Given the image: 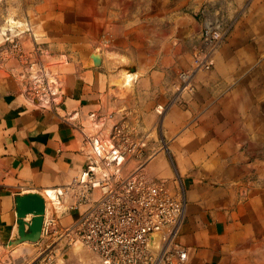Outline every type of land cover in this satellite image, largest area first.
Returning <instances> with one entry per match:
<instances>
[{"label": "crops", "instance_id": "1", "mask_svg": "<svg viewBox=\"0 0 264 264\" xmlns=\"http://www.w3.org/2000/svg\"><path fill=\"white\" fill-rule=\"evenodd\" d=\"M39 6L51 13L40 31L12 17L26 24L25 33L55 43L63 83L54 103L44 107L15 75L0 69V254L16 231L15 195L28 191L46 195L47 218L55 220L54 234L37 249L47 241L59 250L68 246L79 214L58 189L87 164L79 129L91 113H113L125 129L141 134L201 129L199 149L197 143L188 150L180 141L171 143L176 170L166 153L143 169L155 180L173 181L175 171L184 177L179 241L189 250L187 264H225L240 259L242 243L261 245L264 209L247 206L251 217L243 216L235 197L236 183L255 178L242 153L264 151V0H40ZM204 11L231 30L214 68L196 75L191 92L181 91L179 72L191 66L201 46L195 16ZM185 12L195 23L187 18V28L177 31V17ZM109 22L113 41L106 45L103 27ZM246 192L264 198L262 186ZM58 198L61 210L54 206Z\"/></svg>", "mask_w": 264, "mask_h": 264}, {"label": "built area", "instance_id": "2", "mask_svg": "<svg viewBox=\"0 0 264 264\" xmlns=\"http://www.w3.org/2000/svg\"><path fill=\"white\" fill-rule=\"evenodd\" d=\"M227 32L220 19L203 12L201 46L188 70L179 74V90H193L196 75L212 70ZM30 67L34 71L22 77L28 80L25 92L44 107L51 105L62 80L53 74L51 81L43 64ZM79 130L87 164L70 184L58 189V197L79 214L77 227L67 234L69 248L72 241H79L101 264H187L189 250L179 241L186 212L184 185L180 179L171 183L145 173L152 157L149 134L114 123L113 113H91ZM54 223L46 215L42 239L54 234ZM156 233H162L158 251L150 246ZM52 247L55 243H47L30 264H65L50 252Z\"/></svg>", "mask_w": 264, "mask_h": 264}, {"label": "rangeland", "instance_id": "3", "mask_svg": "<svg viewBox=\"0 0 264 264\" xmlns=\"http://www.w3.org/2000/svg\"><path fill=\"white\" fill-rule=\"evenodd\" d=\"M40 0H31V5H26V0H0V31L4 26L8 24V20L10 17L18 18L22 21H26L29 23L32 28L37 29L38 31L41 30V24H46L47 21L51 17V13L43 14L41 11V7L39 6ZM188 14H192L190 12H185L177 17V21L175 23V28L177 31L183 30L187 28L186 21L187 18H190ZM193 15V14H192ZM200 19L195 16V18L201 24V37H202V29H203V13L200 15ZM185 19V20H182ZM191 20V19H190ZM192 21V20H191ZM104 33L102 36V43L106 42V45H110L113 41V35L111 34V22L104 23ZM228 32L224 39H227L229 32L231 30L230 26H227ZM1 36H4L0 33V69L9 70L10 73L15 75L20 81L21 86L25 88V85H28V80H23L22 77L25 76L26 72H30V70L34 71V68L30 66L33 63H37L38 66L43 64L45 66L46 73L50 77V80H54L53 74H56L63 83L62 74L57 67L60 65V61L56 60L54 49V44L43 43L45 38H41V40L34 39L29 33H23L21 35L13 34L11 31L7 32V35L4 36V39H1ZM223 41V42H224ZM37 42V43H36ZM222 42V43H223ZM221 43V45H222ZM101 44V43H100ZM220 45V46H221ZM218 47V49L220 48ZM218 51V50H217ZM217 55V52H216ZM215 55V57H216ZM118 67V66H117ZM214 68V67H213ZM44 70V69H43ZM117 75L120 74V69H114ZM188 70V69H186ZM183 70V71H186ZM183 71H180L179 74ZM37 71L34 72V77ZM203 73V72H201ZM184 91V90H183ZM187 92H191L187 90ZM114 123H119L114 120ZM120 124V123H119ZM138 130V129H136ZM146 134H149V155L157 156L160 153H166L169 162L174 170L176 167L174 165L173 157L171 155V143H175L180 141L184 144L185 149L188 150L190 145L193 143L198 144V149L201 147V129H176L174 135L171 136H163L158 134V129H146ZM168 137V138H167ZM181 138V140H179ZM154 142L153 145L151 142ZM173 147V146H172ZM240 149H244V145L240 146ZM244 159V160H243ZM242 161L246 164L250 163V169L255 172V178L251 182H238L236 183V188L238 189L237 196L235 197L236 201L240 204L241 212L243 216L251 217L249 215L247 206L255 208L264 209V198H254L250 196H246L244 192H246L250 187L255 185L264 187V151L258 150L256 154L253 153L243 155L242 153ZM176 175L172 176L173 181L180 179L183 183V176H180L177 171H175ZM184 192L186 193L185 187ZM242 192V195H241ZM244 193V194H243ZM247 193V192H246ZM186 196V194H185ZM59 198L56 199L54 202H58ZM51 208H54L51 205ZM245 208V209H244ZM259 211V209H258ZM264 211V210H263ZM264 214V213H263ZM258 217L257 211L255 210L254 216ZM257 243L261 245L258 246H247L242 243L241 245V254L239 260H229L225 264H264V232L257 233ZM48 239V236H47ZM79 241H72L71 243V254L77 256L72 257L70 261H64L62 258V253L69 248L66 246L63 250H59L61 247H52L50 252L57 256L59 259V263L65 262V264H100L98 260L92 257L84 248L81 246L82 251L78 253V250L75 249V245ZM23 246L18 248L17 250L11 252L9 249H4L2 254H0V264H30L39 254V247L38 243H30L24 242ZM49 244V242H45L43 244L44 247ZM81 243L79 242L78 245ZM82 245V244H81ZM14 249V248H13ZM12 249V250H13ZM49 252V251H48ZM89 255V256H88ZM87 257V258H86ZM90 257V258H89ZM61 260V261H60Z\"/></svg>", "mask_w": 264, "mask_h": 264}, {"label": "water", "instance_id": "4", "mask_svg": "<svg viewBox=\"0 0 264 264\" xmlns=\"http://www.w3.org/2000/svg\"><path fill=\"white\" fill-rule=\"evenodd\" d=\"M190 19L195 23V20L192 17H190ZM15 211L17 218L16 231L6 246L9 250H12L21 243H38L42 239L44 223L47 215V197L38 191L18 193L15 195ZM161 241L162 233L151 235V248L158 251L161 246ZM86 251L101 264L100 260L93 253L88 250ZM73 256L78 258L71 254V249L68 247L62 253L64 261H70L73 259Z\"/></svg>", "mask_w": 264, "mask_h": 264}, {"label": "bare ground", "instance_id": "5", "mask_svg": "<svg viewBox=\"0 0 264 264\" xmlns=\"http://www.w3.org/2000/svg\"><path fill=\"white\" fill-rule=\"evenodd\" d=\"M25 28H27L26 27V24L25 23H23L22 21H19V20H16V19H14L13 17H10L9 18V20H8V24L6 25V26H4L3 28H2V30L0 31V33L2 34V35H7V32L8 31H11L13 34H17V35H21V34H23V33H25ZM4 36H1V39L3 40L4 39ZM34 39H37V40H41L40 39V37H38L37 35H33L32 36ZM37 74V73H36ZM36 74H35V77H36ZM54 77V76H53ZM130 79H129V77H128V81H129ZM52 81V80H51ZM61 91V90H60ZM155 157V156H154ZM153 157V158H154ZM152 158V159H153ZM151 159V160H152ZM150 160V161H151ZM149 161V162H150ZM60 201V198H59V200H58V202L57 203H55V206L57 207V208H59V210H61V209H63V207L61 206V205H59V202ZM53 205V204H52ZM52 207V206H51ZM48 211V210H47ZM78 243L79 242H77V244L75 245V249L76 250H78V253L80 252V251H82V248H81V244L80 245H78ZM89 256V255H88ZM87 258V257H86ZM90 258V257H89Z\"/></svg>", "mask_w": 264, "mask_h": 264}]
</instances>
